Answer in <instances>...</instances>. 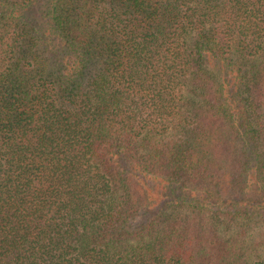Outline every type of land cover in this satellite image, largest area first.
Wrapping results in <instances>:
<instances>
[{
    "label": "trees",
    "instance_id": "1",
    "mask_svg": "<svg viewBox=\"0 0 264 264\" xmlns=\"http://www.w3.org/2000/svg\"><path fill=\"white\" fill-rule=\"evenodd\" d=\"M0 264H264V0H0Z\"/></svg>",
    "mask_w": 264,
    "mask_h": 264
}]
</instances>
